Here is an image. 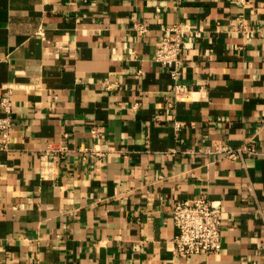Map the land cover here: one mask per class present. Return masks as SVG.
<instances>
[{
	"label": "crops",
	"instance_id": "1",
	"mask_svg": "<svg viewBox=\"0 0 264 264\" xmlns=\"http://www.w3.org/2000/svg\"><path fill=\"white\" fill-rule=\"evenodd\" d=\"M172 25L177 97L154 60ZM6 94L0 264H264V0H0ZM198 196L220 203L221 248L176 255L171 204Z\"/></svg>",
	"mask_w": 264,
	"mask_h": 264
},
{
	"label": "built area",
	"instance_id": "2",
	"mask_svg": "<svg viewBox=\"0 0 264 264\" xmlns=\"http://www.w3.org/2000/svg\"><path fill=\"white\" fill-rule=\"evenodd\" d=\"M174 1L176 4L181 2V0ZM237 1L246 3L249 0ZM133 30L138 36H142L147 31V26L141 21L134 20ZM165 31L166 33L154 51V60L167 68L172 80L171 91L177 97L182 92L179 82L181 73L179 57L182 50L180 33L182 29L180 25H172L165 28ZM0 109V152H3L9 148L11 139V104L7 94L0 97ZM173 126L178 129L181 122L173 121ZM90 133L93 137L98 135L95 127L91 128ZM77 149L83 157L87 154H93L97 159H100L104 155L103 151L94 146ZM49 150H44L39 156V176L41 178H51L53 174V162L47 158ZM55 150L63 154H68L71 151L66 146H59ZM215 152L230 159H238L244 154H256L255 149L250 144H243L238 147L222 145ZM170 215L176 229L173 237V252L176 255L190 256L219 252L221 248V208L218 201L209 200L204 196L178 199L172 202Z\"/></svg>",
	"mask_w": 264,
	"mask_h": 264
}]
</instances>
